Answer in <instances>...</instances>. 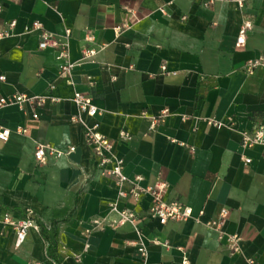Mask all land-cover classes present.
I'll list each match as a JSON object with an SVG mask.
<instances>
[{
  "label": "crops",
  "instance_id": "obj_1",
  "mask_svg": "<svg viewBox=\"0 0 264 264\" xmlns=\"http://www.w3.org/2000/svg\"><path fill=\"white\" fill-rule=\"evenodd\" d=\"M215 1L204 8L197 0H0V31L18 23L0 43V97L40 95L53 84L61 99L37 110H0V125L12 132L7 143L0 142V220L7 212L22 219L30 210L53 241L49 252L42 231H30L16 249L14 231L0 224V264H183L184 258L189 264H264V148L242 147V133L264 125V70L244 72L248 61L264 57V0H245L242 9ZM247 20L253 27L246 46L237 49ZM34 21L57 36L72 31L73 63L87 48L98 51L93 62L75 68L73 85L58 76L57 52L39 50L38 35L24 34ZM164 64L177 75H162ZM75 92L89 95L103 111L86 119L98 121L100 132L115 142L129 178L142 177L143 187L165 182L167 201L204 210L205 221L219 220L226 209L221 230L192 221H146L145 239L162 243H148L146 259L134 245L138 236L131 226L86 235L93 219H115L108 206L116 186L99 176L84 129L71 121L77 115ZM165 111L151 130L150 118ZM183 116L232 120L233 128H196ZM19 127L27 133L18 134ZM121 130L131 134L130 142L119 140ZM38 144L77 151L39 165ZM149 201L130 207L144 212ZM231 236L242 240L234 256Z\"/></svg>",
  "mask_w": 264,
  "mask_h": 264
},
{
  "label": "built area",
  "instance_id": "obj_2",
  "mask_svg": "<svg viewBox=\"0 0 264 264\" xmlns=\"http://www.w3.org/2000/svg\"><path fill=\"white\" fill-rule=\"evenodd\" d=\"M204 8H210L215 5V0H197ZM229 3H234L239 9L244 8L245 0H225ZM160 12L165 14L164 8ZM185 19V18H183ZM17 21L14 20L8 25L7 30L0 31V43L12 37L13 31L17 27ZM251 21H245L239 31L236 48L243 49L246 46L247 34L252 29ZM128 29L127 25L123 26ZM123 28H118L121 32ZM37 34L39 38V50H55L57 52L56 60L59 65L58 76L65 81L67 85H73V75L76 67L84 62H93V59L98 54L95 49L87 48L82 53V58L79 63H73L70 56V39L72 31L67 29L63 36H57L45 29L43 24L39 21H34L30 26L25 28L24 34ZM88 41L92 42L93 38L88 37ZM259 69L264 70V57H259L248 61L244 66V72L248 76H253ZM162 75L176 76L177 73L170 72L166 64L161 66ZM0 81H5V77H1ZM56 90L55 85H51L46 93L40 95H27L15 93L9 96L0 97V110L8 107H17L21 112H25L27 107L34 110L41 109L49 104H58L61 99L54 95ZM72 101L77 107V115L71 118L72 123L80 125L84 129L85 144L91 150L95 162L96 170L100 177L110 178L115 182L116 196L110 201L108 210L109 214L115 216V219L110 220L106 217L95 218L90 222V228L86 230V235L94 232H104L107 229L117 230L125 226H131L135 229L138 240L134 245L142 258L146 259L148 255V243L152 245H162L160 241H147L143 236L141 226L146 221L157 222L160 225L173 223H186L189 221L198 225H206L221 230L222 221L227 217L228 211L223 209L221 211L219 220L205 221V211L200 210L195 212L191 207L185 206L178 200L167 201L165 198L167 184L159 181L153 186L143 187V178L137 176L133 179L125 174V159L120 157L115 152V142L100 132V123L95 121L89 124L87 119L95 120L102 116L103 111L100 110L94 103L93 99L80 92H75ZM168 111L163 112L162 116L151 119L150 129L154 130L156 124L163 120L168 115ZM147 117L146 113H143ZM87 118V119H86ZM183 121H193L197 128L199 123H205L208 127L215 129L229 128L232 129V120L228 123L219 121L215 118H203L199 116H183ZM18 134H26L27 130L19 127L16 131ZM11 130L0 125V142L7 143L11 137ZM119 140L121 142H130L132 136L125 130L119 133ZM261 146L264 148V125H257L253 132L242 133V147L244 149ZM77 149L74 146L68 147L66 150H58L48 144H38L34 153L35 160L39 165L48 164L50 159H61L64 157H71L76 153ZM246 164H250L251 160H244ZM149 198V206L144 212H137L130 207L131 204H139L144 198ZM34 212L27 210L26 215L22 219L15 218L10 212L3 215L0 220L2 229L10 228L14 231L16 242L15 248L19 249L26 241L30 231L41 232V227L38 225ZM241 238L238 236H231L228 238V248L231 256L241 252ZM165 245V244H163ZM89 249L88 245L85 251ZM82 258L79 256L77 262L81 263ZM249 264H257L254 260H249ZM37 264V263H36ZM183 264H189L187 258H184Z\"/></svg>",
  "mask_w": 264,
  "mask_h": 264
},
{
  "label": "trees",
  "instance_id": "obj_3",
  "mask_svg": "<svg viewBox=\"0 0 264 264\" xmlns=\"http://www.w3.org/2000/svg\"><path fill=\"white\" fill-rule=\"evenodd\" d=\"M41 231H42V234H43L45 240L49 242V252H51L52 247H53V244H52V243H53L52 238H51V236L48 234L49 232H48L45 228H43Z\"/></svg>",
  "mask_w": 264,
  "mask_h": 264
}]
</instances>
